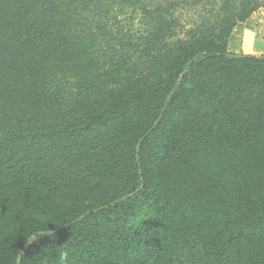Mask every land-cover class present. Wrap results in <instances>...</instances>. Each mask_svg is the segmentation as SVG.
<instances>
[{
	"label": "trees",
	"instance_id": "16d2710c",
	"mask_svg": "<svg viewBox=\"0 0 264 264\" xmlns=\"http://www.w3.org/2000/svg\"><path fill=\"white\" fill-rule=\"evenodd\" d=\"M260 8L0 0V264H264Z\"/></svg>",
	"mask_w": 264,
	"mask_h": 264
},
{
	"label": "rangeland",
	"instance_id": "374dc122",
	"mask_svg": "<svg viewBox=\"0 0 264 264\" xmlns=\"http://www.w3.org/2000/svg\"><path fill=\"white\" fill-rule=\"evenodd\" d=\"M248 20L246 25H240V29H236L230 38L228 49L235 53H249L254 55L264 54V8L255 11ZM245 22V21H244ZM251 29L255 33L254 37L244 39L243 30Z\"/></svg>",
	"mask_w": 264,
	"mask_h": 264
},
{
	"label": "clouds",
	"instance_id": "9594fccd",
	"mask_svg": "<svg viewBox=\"0 0 264 264\" xmlns=\"http://www.w3.org/2000/svg\"><path fill=\"white\" fill-rule=\"evenodd\" d=\"M54 230L50 231H39L36 234H30L25 236L24 245L25 247H30L34 242H38V237L40 238L42 235H48L52 237L54 235ZM69 252L65 250L64 245L59 246L56 250V264H66L68 260Z\"/></svg>",
	"mask_w": 264,
	"mask_h": 264
},
{
	"label": "crops",
	"instance_id": "0c3cea01",
	"mask_svg": "<svg viewBox=\"0 0 264 264\" xmlns=\"http://www.w3.org/2000/svg\"><path fill=\"white\" fill-rule=\"evenodd\" d=\"M248 23V20H246L245 22H240V23H237L236 24V26L234 27V29H233V31H232V33H231V35H230V37H229V40H230V38L232 37V35L235 33V31H236V29H240V25H246ZM243 32V35H246V36H244V39L248 42V39L249 38H253L254 37V35H255V33L253 32V31H251V29H245L244 28V30L242 31ZM229 40H227L228 41V46H229V44H230V42H229ZM230 49V48H229Z\"/></svg>",
	"mask_w": 264,
	"mask_h": 264
}]
</instances>
